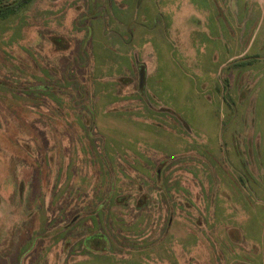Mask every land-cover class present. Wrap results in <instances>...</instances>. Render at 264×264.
Here are the masks:
<instances>
[{"label":"rangeland","instance_id":"1","mask_svg":"<svg viewBox=\"0 0 264 264\" xmlns=\"http://www.w3.org/2000/svg\"><path fill=\"white\" fill-rule=\"evenodd\" d=\"M147 4L154 10L147 18L151 24L137 26V32L135 25L125 29L121 16L147 14ZM225 10L233 12L234 23ZM263 11L264 0H34L12 20L0 21V264H19L22 236L31 240L26 241L22 264H128L122 261L126 251L117 255L109 250L111 257L102 254L97 259L81 256L84 248L78 247L70 256L65 250L73 236L56 240L76 220L70 217L76 205L68 195L81 198L90 184H97L93 174L108 170L93 167L86 140L74 137L80 124L90 129L94 118L97 135L114 151L112 170H120V158L132 161V155L121 153L131 147L136 157L150 163L151 170L140 160L134 162L140 173L155 178L158 168L170 164L166 187L173 191L179 185L189 191L179 195L192 203L184 202V213H177L172 222L171 234L178 242L191 235L214 239L215 229L220 236H229L231 229L230 236L238 239L242 233L232 229L228 219L237 225L245 220L244 199L255 210L264 208V61L248 67L252 81L238 68L235 78L229 74L226 82L228 70L220 67L218 73L219 59L213 60L221 48L215 27L224 32L228 25L238 33L248 17L249 34L259 30ZM260 71L262 86L253 80ZM12 91L57 92L58 99L39 102L19 96L24 101L19 104ZM87 107H92L94 118ZM194 149L198 153L189 154ZM206 163L215 170L211 165L206 170ZM224 174L235 175L226 179L236 185L235 195L219 183ZM212 175L221 186L208 191ZM238 176L244 177L250 195L243 194ZM139 186L150 195L144 210L149 227L146 223L141 229L151 233L153 264L168 241L165 237V245L164 239L156 244L159 236L153 234L167 217L156 184L146 187L142 181ZM124 187L117 182L122 193ZM135 203L133 199L123 207L111 202L109 213L123 215L125 223L136 227L140 211ZM88 237L79 238L83 247L85 239L95 250H104L108 243L107 238L98 237V242ZM233 245L234 253L243 246L254 248L250 242ZM206 251L200 245L195 254L203 264ZM240 261L237 256L229 263Z\"/></svg>","mask_w":264,"mask_h":264},{"label":"trees","instance_id":"2","mask_svg":"<svg viewBox=\"0 0 264 264\" xmlns=\"http://www.w3.org/2000/svg\"><path fill=\"white\" fill-rule=\"evenodd\" d=\"M33 1L34 0H0V21H7L10 19L12 20L20 13L26 11ZM243 66H244L243 63H240L236 67H243ZM14 93L16 92H13L12 96L14 100L19 104H22L24 102L19 96L25 97L27 98V100L29 98H33V99L35 98L38 99L39 102L44 99H47V102L50 100L56 101L58 99V96H56L58 95L57 92L45 93L43 91L42 92L34 91L33 93H29L28 91L29 93L28 95H21V94L15 95ZM27 107L29 108V106ZM71 109L72 107H70V111ZM87 110L91 115L92 114L91 112H93L92 107H87ZM38 114L43 116L42 113H38ZM94 120L95 118L92 119L90 129H87L86 125L80 124L79 131L77 132L76 130V132L74 133L75 135L74 137L78 136L79 138H84L86 140L85 148L87 151L88 159L90 160V164L93 167L95 168L107 167L108 170L106 172L103 171L104 174L97 172H95L96 174H93L94 176L93 179L97 181V184L94 185L92 184L93 185L92 188H90L91 186L90 184V186L87 188L88 190L87 191L85 190V194L81 198L74 194H70L71 196L68 195L70 204L76 205V209H75L76 211L74 210V212L71 214L70 217L72 219L76 218V220L75 223H72V226L68 227L64 232H59V235L56 238V240H62L64 236L67 238L68 237L67 235L69 234L70 235L72 234L73 236H77L79 238L83 236H90V235L92 236L96 234L104 235L108 240V243L106 245V250H107L106 253L109 252V250H111L113 253H117V255H124L123 253L126 251L127 254L125 256V259L122 258V261H126V263L128 264H149L151 260L150 257L151 254H149L150 256H148V251H151L149 247L153 245L151 243L152 237H151V233L146 231V228L144 230L141 229V226L142 224L144 225L146 223L147 226L149 225L148 217H146L144 210H146L150 195L145 190V187L139 191V187H140L139 182H141L142 184L143 181L146 187H148V185L151 187L153 184H156V186L158 187V191L160 193V197L162 198V202L164 203V206L162 204L159 206L160 208H162L163 211H165L164 213L167 217L168 222L165 220L166 224L165 223L161 224L162 226L159 225L158 232H154L153 235L159 236L157 237L158 241H156V244L162 242L164 237L168 236L171 233L172 222H174L176 214L177 213L179 215L183 214L185 211L183 206V204H185L184 202L192 203V199L189 200L182 199L181 195H179V192L186 193L187 189H182V187L179 185L178 187L174 188L173 191L171 190V187H166L164 181L169 179L170 169H168V166L170 164H166L163 168H158L155 178H151L147 173L144 172L140 173L139 168L135 163L139 162L140 160V163L141 162L145 163L143 164V167H145V169L151 170L149 166L150 163H148L149 162L148 160L143 159L144 158L143 156L136 157L135 156L136 152L131 147L124 148L121 153H124L126 155L128 154L132 155L133 162L127 160L126 157L120 158L118 160L120 170L117 171L112 170L111 166L113 164V161L111 160L110 157L114 156V151L109 149V147L106 146L105 143H103L102 138L99 135H97L96 128L93 122ZM81 148L84 149V147ZM25 150L28 152L26 148ZM116 153L120 154V151L117 150ZM190 153L192 155H195L198 152H196L194 149L193 151H190L189 154ZM81 156L83 155L81 154ZM198 156L199 158H202V156H200L199 154ZM217 161L218 160L214 162V165L215 163H218ZM91 165H88L87 168L91 169L90 168ZM206 165H207L206 170L210 171L209 165L211 164L206 163ZM214 165H211L212 170H215L213 167ZM201 172L205 173L203 170H201ZM213 174H215V172H213ZM206 176L208 177L210 175L207 174ZM211 177H212L211 178L212 181L210 185H213V180L214 178L216 179V177H213V175ZM226 179L227 178H224L223 180L226 181ZM240 180L241 182H243L242 178H240ZM117 182H120L121 185L126 187V188L124 187V190L126 192L122 193L120 191L121 189L120 187H119L120 189L116 188ZM178 182L179 181H176V184ZM135 186H137L136 187L137 189L134 188ZM208 187H209L208 189L209 191L212 187L210 186ZM204 190L205 189H203V192H205ZM211 190L214 191L213 189ZM218 193H223V191H220ZM187 194H189V191L187 192ZM133 199L134 201L136 200L135 203L136 209L140 211L138 215L139 220L136 227H133V225L130 226L129 224L125 223L126 221L123 215H119L116 217L115 215L109 213V204L111 205V202L112 203L115 202V204L118 206L125 207L128 204V202H130ZM215 200L217 202L218 197L215 198L214 201ZM55 203H57V201ZM83 205H85L86 208L81 210L77 209V207L82 208ZM207 208L205 210L212 209L211 207H207ZM234 210H238V209H234ZM78 211H82V212H78ZM103 218L106 221H103ZM199 221L200 223L198 224H201L200 219ZM230 222L232 224L235 223L234 221H230V219H228V223ZM220 223L221 225H223L222 222ZM203 226H206V223L204 224L202 223V227L200 228H204ZM213 235H216V238L214 239L208 238L206 240H200V239L198 240L196 237L194 238L192 235L188 236L187 246H188V253L190 254L189 264H198L199 261H202V259L197 257L196 255L191 256L192 250L200 245L202 247L204 246L208 252L206 258L207 259L206 264H228V261L230 259H233L231 258V256L230 257L228 256L230 250L231 252L235 250L234 245L232 249L229 247L228 242L230 237L228 235L225 236V234L223 233L221 236L218 235L217 229H215ZM31 237L32 236H30V239ZM79 243L81 244L82 240H80ZM69 248L70 247H67V250ZM145 253H146L145 256H140L143 258H139V254H145ZM109 256L111 257V255L107 253V257ZM157 259H159V257ZM157 259L155 257L154 260L158 261Z\"/></svg>","mask_w":264,"mask_h":264},{"label":"crops","instance_id":"3","mask_svg":"<svg viewBox=\"0 0 264 264\" xmlns=\"http://www.w3.org/2000/svg\"><path fill=\"white\" fill-rule=\"evenodd\" d=\"M245 10H246L245 6L243 8H241V12L245 11ZM143 11H144V13L147 12V14L142 13L141 15H138L137 12L139 13L140 11H137V12H134L132 15L128 16L127 18L124 16H121V22L120 23L122 25H124L125 29L129 25H132V26L135 25V26H133L134 31L137 30V26L145 27L146 24L150 25L151 22L147 18H149V16L151 15V13H153L154 10H152L151 6L147 4V8L144 9ZM225 12H226L228 18L232 19V21L234 23L235 17L233 16V12L230 10H225ZM221 14H224V13L222 12ZM248 14H252V12H247L246 16ZM263 14H264V11H263ZM151 19H152V17H151ZM248 19H249L248 17L243 18L242 23H241L243 25L241 27L245 26V29L242 30L241 28H238L239 29L238 33L235 32V28H233V27L231 28L228 25H227V30L224 28V30H225L224 32L219 26L215 27L216 31H217L218 38L221 37L219 39L221 48L219 49L220 51H218V53L214 52L213 60L214 61L216 60V63H217V60L219 59V62L217 63V66H219L218 67L219 68L218 73L220 72V69H221L220 67L228 70V72H227L228 75L226 74L227 77H225V79H224L226 82H227V80L230 81L229 74L234 76V78H235L236 75H235L234 71L238 68H244L245 69V71L242 74L244 76H246L248 79H250L251 77H254L253 70L248 69V67H250V68L254 67L255 65L264 61V30H263L264 29V15H261L259 18L258 23L261 24L259 30L255 31V32L252 31L249 34H247L248 33L247 28H246L247 23H245V20H248ZM118 21H119V19H118ZM136 23H137V25H136ZM125 33H126V31H125ZM225 34L228 36L227 38L224 36ZM219 57H221V58H219ZM240 63H243L244 66L243 67H236ZM262 72L263 71H260L259 72L260 74L257 73L256 78L253 79L255 81V83L257 82L260 85H261V83H260V81H258V79L262 77V74H261ZM218 81L221 83V81H223V79L218 80ZM251 81H252V78H251ZM258 91H260V90H258ZM250 95L252 96V94H250ZM229 109H231V107H229ZM222 124H224V123H222ZM249 144L250 145L248 147L250 148V146L253 145V143L250 142ZM222 145H224V144H222ZM218 146H221V144H218ZM247 150H248V148H247ZM243 170H244V168H243ZM218 172H221V171L219 170ZM201 173H203V172H201ZM218 174H220V173H218ZM213 177H215V176H213ZM234 177H235V175H233V174H231V175L230 174H227V175L224 174L222 179H224V178L230 179V178H234ZM238 177H240L242 179L244 178L242 176H238ZM247 178H248V176H247ZM219 183H221L223 185L225 184L226 187H228L227 188L228 192H230L232 195H235L238 192V191L236 192V190H235L236 185L234 183L231 184L229 181H224V180L219 181ZM219 183L218 182L216 183V181L213 180V185L217 184L216 187H218V188L221 186V184H219ZM241 183L243 185H239V186L243 187V189H244L243 194L247 193L250 195L252 191H249V190L246 191V189L248 187L247 182H245V180L243 179V182H241ZM213 185H209V186L213 188L214 187ZM223 190H225V186L223 187ZM243 204H244V206H243ZM242 206H243L242 209L244 210V212L246 214L245 220L240 225H236L234 223V226H232V229H239V232L242 233V235L238 239L232 238L230 236V230H231L230 229L229 233H228L229 237H230L228 244H229V247L232 249L233 243L234 244L236 243L237 245H241V243H244V244H247V246H248V243L250 242L251 244L254 243V248H250L248 250L243 246L244 249L242 250V252L240 250H238V253H236V252L234 253V252H231V250H230L228 256L229 257L231 256V258H235V259H237V256H238L240 259H242V261H240L242 264H264V208H260L258 210H255V205L251 204L250 201H247L245 199H244V202H242ZM238 207H239V209H241L240 206H238ZM228 209H229V207H228ZM171 233L168 236H165L168 239V241H167V239L166 240L164 239L163 245L166 244V241H167V245H165V249L162 250V254L159 255V259H162L161 260L162 262H159V261L158 262L160 264H173V263L174 264H189L190 257H187L188 261L186 259V254H189L188 253V246H187L188 236L185 237L184 240L179 239L180 240L179 242L183 241L181 244H179L178 239H176V237H175L176 235L174 236ZM23 237L24 236H22V239H23L22 246H21L22 251L20 253L21 258L19 259V264H22V262L25 263L22 258H23V255L25 256L26 254L23 251H26V249H25L26 241L27 242L31 241V240H27L28 237H27V239H25ZM69 237L70 236H68L67 238H69ZM73 238L74 239H73L71 245L69 246L70 248L67 251L65 250V253H67V254L69 253L70 256H71L70 252L72 250H73V252H75L74 254L77 253L78 247H79V249L84 248V251H82L83 255H81V256H85V257L92 256V257H95L97 259L100 256L102 257V254L107 256L106 246L103 248L104 250L99 249L100 246L98 247V249L95 250L94 245H93L94 248L92 246L89 247V243L86 242V239L84 240L85 244L83 247L82 244L79 243L80 242L79 237L73 236ZM93 241H98V238L95 236V239ZM172 242H174L173 245H172ZM176 242L178 243V246H179L180 256L175 252V249H174V247L176 246L175 245ZM149 249L151 251H148V256H150L149 254H151V256H153L152 253H153L154 247L151 246V247H149ZM165 253L167 255H165ZM241 253H242V255H241ZM191 254L192 255L193 254L194 255L199 254L198 253V247L193 249ZM207 254H208V252L206 251V257H207ZM145 255H146V253L145 254H139V256H145ZM74 256L77 257L76 255H74ZM182 257H184V258H182ZM159 259H157V260H159ZM4 260H6V258ZM17 262H18V259H17ZM101 262H102V259L99 261V263H101ZM154 262H156V261H154ZM206 263H207V261H206ZM209 263H210V261H209ZM26 264H28V262ZM154 264H156V263H154ZM198 264H203V263L201 261H199ZM228 264H230L229 261H228Z\"/></svg>","mask_w":264,"mask_h":264},{"label":"flooded vegetation","instance_id":"4","mask_svg":"<svg viewBox=\"0 0 264 264\" xmlns=\"http://www.w3.org/2000/svg\"><path fill=\"white\" fill-rule=\"evenodd\" d=\"M95 236L98 238V237H100V238H106L104 235H99V234H96V235H90L88 238H92V241L95 239ZM89 245H90V242H89Z\"/></svg>","mask_w":264,"mask_h":264}]
</instances>
